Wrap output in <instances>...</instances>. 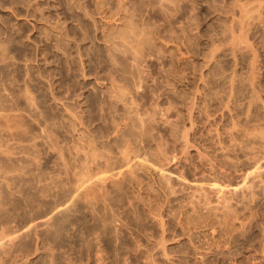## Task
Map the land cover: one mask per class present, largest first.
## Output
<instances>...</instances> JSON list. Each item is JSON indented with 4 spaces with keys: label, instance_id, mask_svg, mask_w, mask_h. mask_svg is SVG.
<instances>
[{
    "label": "rangeland",
    "instance_id": "1",
    "mask_svg": "<svg viewBox=\"0 0 264 264\" xmlns=\"http://www.w3.org/2000/svg\"><path fill=\"white\" fill-rule=\"evenodd\" d=\"M118 1L0 0V264H264V0Z\"/></svg>",
    "mask_w": 264,
    "mask_h": 264
},
{
    "label": "bare ground",
    "instance_id": "2",
    "mask_svg": "<svg viewBox=\"0 0 264 264\" xmlns=\"http://www.w3.org/2000/svg\"><path fill=\"white\" fill-rule=\"evenodd\" d=\"M119 1H120V0H119ZM119 1H118L117 3L120 4L121 2H119ZM116 6H118V4H117ZM118 7H119V6H118ZM119 9H121V8H119ZM145 34H146V33H145ZM141 36H142V35H141ZM143 37H144V35H143ZM143 37H142V38H143ZM144 39H145V38H144ZM129 62H130V61H129ZM133 62H134V61H133ZM127 63H128V62H127ZM138 63H139V62H138ZM128 64H129V63H128ZM129 66H130V64H129ZM136 66H137V65H136ZM138 66H139V65H138ZM123 67H125V66H123ZM126 67H127V66H126ZM130 67H131V66H130ZM128 69H129V67H128ZM126 70H127V69H126ZM133 70H134V69H133ZM135 70L138 71V69H135ZM135 70H134V71H135ZM125 72H126V71H125ZM129 72H130V70H129ZM131 73H132V72H131ZM134 73H135V72H134ZM140 73H141V71H140ZM131 75H132V74H131ZM134 75L136 76V74H134ZM137 76H140V75H138V73H137ZM126 77L128 78L129 76H126ZM130 78H131V80L133 79L131 76H130ZM138 80L141 82L142 79H141V80L138 79ZM111 82H112V78H111ZM129 82H130V80H129ZM113 83H114V82H113ZM109 84H110V83H109ZM129 84H130V83H129ZM132 84H133V83H132ZM139 84H140V83H139ZM141 84H142V83H141ZM112 85H113V84H112ZM121 85H123V84H121ZM116 86H117V84H116ZM132 86H133V85H132ZM109 87H110V86H109ZM119 87H120V86H119ZM134 87H135V85H134ZM137 87H138V86H137ZM112 88H114V85H113ZM117 88H118V87H117ZM119 89H120V88H119ZM130 89H131V88H130ZM133 89H134V88H133ZM135 89H138V88H135ZM112 90H114V89H112ZM110 91H111V90H109V92H110ZM117 91H118V89H117ZM121 91H123V90H121ZM126 91H129V90H126ZM114 93H116V92H114ZM118 93H119V92H118ZM122 93L125 94V91H124V92H121V94H122ZM126 94H127V93H126ZM128 95H129V94H128ZM116 96H117V95H116ZM128 97H131V95L128 96ZM132 97H133V96H132ZM119 98L121 99V97H120V93H119ZM131 99H132V98H131ZM121 100H122V99H121ZM132 100H133V99H132ZM130 102H131V101H130ZM131 103H133V101H132ZM129 105H130V104H129ZM126 107H127V106H126ZM133 108L135 109V106H133ZM136 109H137V108H136ZM130 110H133V109H130ZM130 110H129V111H130ZM137 110H138V109H137ZM129 111H128V112H129ZM128 112H127V113H128ZM137 113H139V112H137ZM137 113L134 112V114H135L134 117H131V116L129 115V116L132 118V120H134L135 116L138 118L139 114H137ZM128 114H129V113H128ZM131 114H132V113H131ZM140 115H141V113H140ZM124 116H125V114H124ZM127 116H128V115H127ZM129 116H128V117H129ZM139 118H140V116H139ZM139 118H138V119H139ZM149 118H150V117H149ZM129 119H130V118H129ZM135 119H136V118H135ZM140 119H141V118H140ZM116 120H117V119H116ZM151 120H152V119H150V121H151ZM119 121H120V120H119ZM122 121H123V120H122ZM126 121H127V120H126ZM134 121H136V120H134ZM148 121H149V119H148ZM150 121H149V122H150ZM128 122H129V121H128ZM137 122H141V121H137ZM126 123H127V122H126ZM118 124H119V123H118ZM118 124H117V125H118ZM122 124H123V123H122ZM127 124H128V123H127ZM130 124H131V123H130ZM132 124H133V122H132ZM136 124H137V123H136ZM142 124H143V122H142ZM149 124H150V123H149ZM151 124H153V123L151 122ZM112 125H113V124H112ZM124 125H126V124L124 123ZM128 125H129V124H128ZM140 125H141V124H140ZM122 126H123V125H122ZM144 126H145V125H144ZM144 126H143V127H144ZM148 126H149V125H148ZM131 127H132V125H131ZM141 127H142V126H141ZM141 127H140V128H141ZM112 128H113V127H112ZM128 128H129V126H128ZM145 128H146V127H145ZM150 128H151V126H150ZM122 129H123V128H122ZM130 129H132V128H130ZM130 129H128V130L126 129V130H127V131H130V133H132L131 135H133V132H134V131L131 132ZM135 129H137V128H135ZM142 129H143V128H142ZM147 129H148V128H147ZM147 129H145V130H147ZM148 130H149V129H148ZM114 131H115V130H114ZM114 131H113V132H114ZM151 131H152V130H151ZM115 132H116V131H115ZM147 132H148V131H147ZM117 133H118V132H117ZM121 133H122V132H121ZM123 133H124V132H123ZM130 133L128 132V135H129V136H131ZM137 133H138V132H137ZM149 133H150V131H149ZM135 134H136V133H135ZM126 135H127V134H126ZM136 135H137V134H136ZM124 136H125V135H124ZM133 136H135V135H133ZM131 137H132V136H131ZM125 138H127V137H125ZM125 138H124V139H125ZM114 139H115V138H114ZM118 139H119V138H118ZM125 140H126V139H125ZM93 141H94V140H93ZM109 141H110V140H109ZM127 141H129V139H128ZM131 141H132V140H131ZM123 142H124V141H123ZM87 143H88V142H87ZM92 143H93V142H92ZM93 144H94V143H93ZM120 144H122V143H120ZM128 144H129V142H128ZM89 145H90V144H89ZM91 145H92V144H91ZM92 146H93V145H92ZM94 146H95V145H94ZM128 147H129V146H128ZM128 147H127V148H128ZM95 148H96V147H95ZM121 148H122V147H121ZM118 150H120V149H118ZM125 150H126V148H125ZM130 150H131V149H130ZM88 151H89V150H88ZM92 151H93V150H92ZM95 151H96V150H95ZM131 151H132V150H131ZM122 152H124V151H121L120 153H122ZM128 152H129V151H128ZM128 152H127V153H128ZM90 153H91V152H90ZM120 153H119V154H120ZM125 153H126V152H125ZM92 154H93V153H92ZM86 155H87V154H86ZM88 155H89V153H88ZM93 155H94V154H93ZM121 155H124L123 157L126 158V155H127V154H126V155H125V154H121ZM94 157H95V156H94ZM88 158H89V156H88ZM88 158H87V160H88ZM90 158H91V157H90ZM93 159H94V158H93ZM93 159H92V160H93ZM116 159H118V158H116ZM121 159H122V158H121ZM126 159H127V158H126ZM118 160H119V159H118ZM124 160H125V159L123 158L122 161H124ZM127 160H128V159H127ZM122 161H121V162H122ZM125 161H126V160H125ZM119 162H120V161H119ZM0 163H1V160H0ZM81 163H82V161H81ZM105 163H106V162H105ZM116 164H117V163H116ZM122 164H123V163H122ZM86 165H87V164H86ZM86 165H85V166H86ZM125 165H126V164H125ZM0 166H1V165H0ZM81 166H82V164H81ZM87 166H88V165H87ZM127 166H128V165H127ZM127 166H125V167H127ZM83 167H84V166H83ZM111 167H112V166H111ZM111 167H110V168H111ZM125 167H124V168H125ZM81 168H82V167H81ZM113 168H114V167H113ZM118 168H120V167H118ZM103 169H104V168H103ZM133 169H134V168H133ZM97 170H98V169H97ZM95 171H96V170H95ZM101 171H102V170H101ZM128 171H129V170H128ZM79 172H80V171H79ZM82 172H83V170H82ZM76 173H78V172L76 171ZM84 173H85V172H84ZM88 173H90V172H87L86 175H88ZM91 173H92V171H91ZM93 173H94V172H93ZM132 173H133V172H132ZM82 174H83V173H82ZM79 175H80V174H79ZM79 175H78V176H79ZM83 176H84V175H83ZM81 177H82V176H81ZM84 177H85V176H84ZM168 177H169V176H168ZM76 178H77V177H76ZM79 178H80V177H79ZM82 178H83V177H82ZM85 179H86V178H85ZM85 179H84V180H85ZM84 180L82 179V182H83ZM88 180H89V179H88ZM78 181H79V180H78ZM76 182H77V181H76ZM79 182H80V181H79ZM82 182H81V183H82ZM85 183H86V182H85ZM85 183H84V184H85ZM142 183H143V182H142ZM142 183H141V184H142ZM145 184H146V183H145ZM77 185H78V184H77ZM137 185H138V184H137ZM139 185H140V184H139ZM147 185H148V184H147ZM80 186H82V185H80ZM84 186H85V185H84ZM227 207H228V209L231 208L230 206H227ZM227 207H226V208H227ZM229 207H230V208H229ZM228 213H231V212L228 211ZM197 214H198V213H197ZM223 214H224V213H223ZM226 214H227V213H226ZM232 214H233V213H232ZM193 215H194V214H193ZM227 215H228V214H227ZM227 215H226V216H227ZM233 215H234V214H233ZM235 215H236V214H235ZM212 217H213V216H212ZM215 217H216V216H215ZM215 217H214V218H215ZM222 217H223V216H222ZM236 217H237V216H236ZM216 218H217V217H216ZM216 218H215V219H216ZM230 218H231V217H230ZM232 218H233V217H232ZM198 219H199V218H198ZM218 219H220V218H218ZM225 219H226V218H225ZM225 219H224V220H225ZM234 219H235V218H234ZM222 220H223V219H222ZM231 220H232V219H231ZM187 221H188V220H187ZM193 221H195V220H193ZM215 221H216V220H215ZM220 221H221V220H220ZM221 222H222V221H221ZM232 222H233V221H232ZM232 222H231V223H232ZM7 223H8V222H7ZM12 223H13V222H12ZM60 223H61V222H60ZM215 223H216V222H215ZM215 223H214V224H215ZM225 223H227V222H225ZM63 224H64V223H63ZM216 224H217V223H216ZM232 224H233V223H232ZM1 225H2V224H1ZM3 225H4V224H3ZM6 225H7V224H6ZM6 225H5V226H6ZM10 225H11V224H10ZM39 225H42V224H39ZM86 225H87V224H86ZM104 225H105V224H104ZM219 225H220V224H219ZM221 225H222V224H221ZM8 226H9V225H8ZM19 226H20V225H19ZM227 226H228V225H227ZM6 227H7V226H6ZM15 227H16V226H15ZM25 227H26V226H25ZM80 227H81V226H80ZM86 227H87V226H86ZM4 228H5V227H4ZM11 228H12V227H11ZM11 228L9 227V229H11ZM26 228H27V227H26ZM26 228H25V229H26ZM62 228H63V227H62ZM90 228H91V227H90ZM9 229H7V230H9ZM13 229H14V228H13ZM25 229H24V230H25ZM57 229H58V228H57ZM57 229H55V231H56ZM60 229H61V228H60ZM60 229H59V230H60ZM86 229H87V228H86ZM221 229H222V228H221ZM2 230H3V229H2ZM11 231H12V230H11ZM80 231H81V230H80ZM7 232H8V231H7ZM9 232H10V230H9ZM57 232H58V231H57ZM0 233H1V232H0ZM15 234H16V233H15ZM17 234H18V233H17ZM7 235H8V234H7ZM11 235H12V234H11ZM46 235H47V234H46ZM8 236H9V235H8ZM16 237H17V236H16ZM37 237H38V236H37ZM37 237H36V239H37ZM17 238H18V237H17ZM17 238H16V239H17ZM4 239H5V238H4ZM6 239H7V238H6ZM8 239H10V237H9ZM43 239H44V238H43ZM10 240H11V239H10ZM63 240H64V239H63ZM1 241H2V240H1ZM7 241H8V240H7ZM16 241H17V240H16ZM58 241H59V240H58ZM4 242H5V241H4ZM12 243H13V242H12ZM36 243H37V242H36ZM1 244H2V243H1ZM3 244H4V243H3ZM4 245H5V244H4ZM37 246H38V245H37ZM163 247H164V246H163ZM1 248H2V246H1ZM136 248H137V247H136ZM3 249H4V248H3ZM18 249H19V248H18ZM93 249H94V248H93ZM99 249H100V248H99ZM162 249H163V248H162ZM40 250H41V249H40ZM144 250H145V249H144ZM11 251H13V250H11ZM22 251H23V250H22ZM36 251H37V248H36ZM2 252H3V251H2ZM144 252H145V251H144ZM163 252H164V250H163ZM3 253H4V252H3ZM6 253H7V252H6ZM9 253H10V251H9ZM139 253H140V252H139ZM0 254H1V253H0ZM4 254H5V253H4ZM98 254H99V253H98ZM101 254H102V252H101ZM150 254H151V253H150ZM5 255H6V254H5ZM11 256H12V255H11ZM16 256H17V255H16ZM89 256H90V255H89ZM148 256H150V255H148ZM5 257H6V256H5ZM13 257H14V256H13ZM51 257H52V256H51ZM61 257H62V256H61ZM101 257H102V256H101ZM151 257H152V256H151ZM14 258H15V257H14ZM19 258H20V257H19ZM19 258H18V259H19ZM27 258H28V257H27ZM27 258H26V259H27ZM67 258H68V257H67ZM142 258H143V257H142ZM153 258H154V257H153ZM153 258H151V259H153ZM26 259H24V260H26ZM82 259H83V258H82ZM103 259H104V258H103ZM107 259H108V258H107ZM149 259H150V258H149ZM149 259H148V262H150ZM15 260H16V259H15ZM22 260H23V259H22ZM27 260H28V259H27ZM85 260H86V259H85ZM98 260H99V259H98ZM101 260H102V259H101ZM118 260H119V259H118ZM153 260H154V259H153ZM63 261H64V260H63ZM154 261H155V260H154ZM156 261H157V260H156ZM2 262H3V261H2ZM2 262H1V263H2ZM18 262H22V261H18ZM45 262H46V261H45ZM66 262H67V261H66ZM96 262H97V261H96ZM126 262H127V261H126ZM43 263H44V262H43ZM49 263H50V262H49ZM98 263H100V262H98ZM102 263H103V262H102ZM145 263H146V262H145ZM3 264H5V263H3ZM50 264H51V263H50ZM65 264H67V263H65ZM69 264H70V262H69ZM77 264H79V263H77ZM148 264H149V263H148ZM153 264H154V263H153Z\"/></svg>",
    "mask_w": 264,
    "mask_h": 264
}]
</instances>
